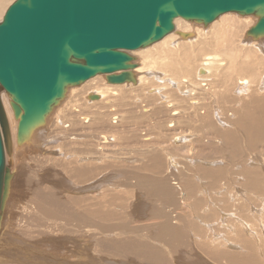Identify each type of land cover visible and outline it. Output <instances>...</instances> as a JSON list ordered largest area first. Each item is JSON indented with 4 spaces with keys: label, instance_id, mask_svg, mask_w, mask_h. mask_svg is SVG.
<instances>
[{
    "label": "rangeland",
    "instance_id": "1",
    "mask_svg": "<svg viewBox=\"0 0 264 264\" xmlns=\"http://www.w3.org/2000/svg\"><path fill=\"white\" fill-rule=\"evenodd\" d=\"M13 1L0 0V20ZM227 15L210 27L182 19L180 29H201L193 44L167 40L147 60L132 52L153 69L141 84L96 76L69 88L36 143L12 140L0 264H128L108 255L130 253L140 232L111 227L109 218L128 214L111 206L118 189L104 179L152 163L184 185L195 245L186 258L165 249L168 263L157 264H264V37L246 34L257 16ZM206 54L218 58L208 75L200 69ZM99 89H108L102 99L88 97ZM90 218L95 225H86Z\"/></svg>",
    "mask_w": 264,
    "mask_h": 264
},
{
    "label": "water",
    "instance_id": "2",
    "mask_svg": "<svg viewBox=\"0 0 264 264\" xmlns=\"http://www.w3.org/2000/svg\"><path fill=\"white\" fill-rule=\"evenodd\" d=\"M228 12L257 16L247 35L264 37V0H14L0 20V222L12 179L3 90L21 145L70 87L98 75L111 84L135 81L130 52L174 32L177 18L208 26Z\"/></svg>",
    "mask_w": 264,
    "mask_h": 264
},
{
    "label": "crops",
    "instance_id": "3",
    "mask_svg": "<svg viewBox=\"0 0 264 264\" xmlns=\"http://www.w3.org/2000/svg\"><path fill=\"white\" fill-rule=\"evenodd\" d=\"M165 168L166 164L159 163L157 168L152 163L150 168L138 166L127 174L116 172L106 175L104 183L115 182V188L118 189L116 190L118 193L109 199L111 206L121 204L122 211L128 214L127 219L124 216L108 217L111 227H120L121 232L125 233L130 232L128 226L133 225L135 230L140 232L139 238L135 240L134 249L128 246L130 253H113L108 256L125 258L128 264H153L152 260L156 264L157 260L168 263L165 249L170 250L172 252L170 255L174 257H180L181 253L180 258L189 256L195 246L194 232L187 227V223L192 222L188 217L191 210H187L188 207L184 203V185L182 186L180 181L177 182L175 179V176L178 178L177 175L163 171ZM125 197L128 198L129 204ZM86 225H95V220L93 219L92 223L90 218ZM113 235L114 233L110 236ZM155 243L161 247L155 246ZM88 245L90 249L91 244ZM134 258H143L149 262L132 260ZM207 263L205 261V264Z\"/></svg>",
    "mask_w": 264,
    "mask_h": 264
},
{
    "label": "bare ground",
    "instance_id": "4",
    "mask_svg": "<svg viewBox=\"0 0 264 264\" xmlns=\"http://www.w3.org/2000/svg\"><path fill=\"white\" fill-rule=\"evenodd\" d=\"M10 6V5H9ZM7 7V6H6ZM4 10H3V13L7 10V9H5V8H3ZM228 13H235V12H228ZM228 13H225V14H223L222 16H220L217 20H215L214 22H212L211 24L212 25H215L216 23H218L220 20H222V19H224V17H226V16H229V15H227ZM5 14V13H4ZM1 16H2V13H1ZM4 16V15H3ZM250 16H252V15H250ZM2 19H3V17H2ZM1 19V20H2ZM244 19H247V21L248 20H250V17H246V18H244ZM253 20V19H252ZM257 20H258V18L256 17V22H257ZM180 21H182V18H177L176 19V30L174 31V32H172V33H170V34H168L164 39H162L161 41H159V42H156V43H154V44H152L151 46H148V47H145V48H140V49H138V50H140L141 52H143V53H145L144 54V57H145V60H147V59H149L150 57H149V54L151 53L150 51H151V49H153V48H156L157 46L158 47H160V46H162V43H164L165 41H167V40H171V39H173V40H175V46H179V45H184V44H193L194 43V41H196V40H194V41H191V37H194L196 34L199 36V34L201 33V29H199V28H192L191 27V25H189L188 23H185L184 25H182V29H180V26H178L179 24L178 23H180ZM187 21H189V20H187ZM255 21V20H254ZM255 22V23H256ZM248 23V22H247ZM254 23V24H255ZM211 24H209L207 27H210V25ZM177 26H178V28L179 29H177ZM227 31V30H226ZM178 34L181 36V38L178 36ZM247 34V33H246ZM225 35H227V34H225ZM187 37H190V38H187ZM196 37V36H195ZM194 37V38H195ZM247 37V36H246ZM248 38V37H247ZM249 38H251V37H249ZM183 39H185V40H183ZM226 39H228V38H226ZM252 39V41H254L255 39L254 38H251ZM257 42V41H256ZM256 42H253V43H256ZM261 42V41H260ZM252 42L250 43L251 45L253 44ZM258 44V43H257ZM262 44V43H261ZM264 44V43H263ZM262 44V45H263ZM255 46V45H254ZM253 46V47H254ZM149 47H151V48H149ZM138 50H135V51H138ZM134 52V51H133ZM130 53H132V52H130ZM133 54V53H132ZM135 54V53H134ZM234 54V53H233ZM233 54H231L230 55V59L232 60V61H234L233 59H232V57L234 56ZM163 55H166V54H164L163 52L162 53H158V54H156L154 57H153V60L155 59V61L157 62L158 60H163ZM196 56L197 55H192V56H190L189 58H190V60H192V59H194V58H196ZM247 57H246V60L244 61V63L243 64H245V67H246V70L248 69V68H250V63H251V61L249 60V55H246ZM136 57V62L138 63V67L136 68V69H134L133 71H134V75H135V81H131V82H125V83H120V84H113V86H119V85H121V84H131L132 82V84H134V85H136V84H138L139 83V81H140V84L142 83V81H144L147 77L149 78V76L148 75H146V72L147 71H151V70H153L152 68H150V66L148 65V64H143L142 63V65H141V63H140V60L138 59V57L137 56H135ZM219 57V56H218ZM234 58H235V56H234ZM205 59V60H204ZM217 56L216 55H214V56H211L210 54H206V56H205V58H203V60H204V62L201 64V70L202 71H205L204 72V75H208V73H210L209 71H210V69H211V67H212V65H214L215 63H216V61H217ZM196 60V59H195ZM194 60V61H195ZM159 62V61H158ZM187 63H190L191 64V62H187ZM163 65V64H162ZM217 65V64H216ZM164 66V65H163ZM213 67H215V66H213ZM244 67V66H243ZM252 68V67H251ZM242 69V68H241ZM239 71H241V70H239ZM250 71H251V69H250ZM253 71V70H252ZM99 76V75H98ZM102 76H104V77H106V75H102ZM201 76V75H200ZM157 77H159V76H157ZM169 79V78H168ZM171 80V79H170ZM247 82H249V80L248 79H242V84L241 85H243V83H247ZM86 83V82H85ZM108 83V82H107ZM84 84V83H83ZM111 84V83H110ZM264 84V83H263ZM82 85V84H81ZM77 86H80V85H77ZM72 87H74V86H72ZM109 87V86H108ZM71 88V87H70ZM157 88V87H156ZM70 90V89H69ZM69 90H68V92H69ZM243 90V89H242ZM108 91V89H106L105 91H103V90H101V89H99L98 91H96L97 93H90L89 95H88V97L90 98V99H92V95H95V94H97L98 96V99H102L105 95H106V92ZM240 93V92H239ZM66 97H67V95H66ZM1 98H2V102H3V104H4V106H5V109H6V113H7V116H8V120L10 119L11 120V110L9 111V107H8V105H7V101H8V103L10 104V99H9V97L4 93V92H1ZM5 98L7 99V100H5ZM65 99V98H64ZM64 99H63V101H64ZM94 100V99H93ZM62 103V102H61ZM60 105V104H59ZM58 105V106H59ZM11 106V105H10ZM57 106V107H58ZM13 111V110H12ZM55 111V110H54ZM13 115H14V113H13ZM15 119H16V117H15ZM47 119H49V118H47ZM10 120H9V124H10ZM17 120V119H16ZM13 124V123H12ZM17 127H18V120H17V122H16V134H15V129H13L12 130V128H11V124H10V133H11V138H12V140L13 139H16V141H17ZM44 127V126H43ZM42 127V128H43ZM41 128H37V129H35L34 131H32V133H31V135H30V137L27 139V141H25L24 143H22L21 144V146L22 145H24V144H27L28 143V141H34L35 143H36V138H34V136H35V134L37 133V131L38 130H40ZM13 132V133H12ZM34 139V140H33ZM2 223H3V221H1L0 222V231H1V229H2Z\"/></svg>",
    "mask_w": 264,
    "mask_h": 264
}]
</instances>
